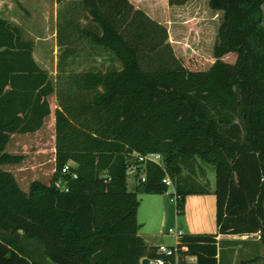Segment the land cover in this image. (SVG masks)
<instances>
[{"label":"trees","instance_id":"obj_1","mask_svg":"<svg viewBox=\"0 0 264 264\" xmlns=\"http://www.w3.org/2000/svg\"><path fill=\"white\" fill-rule=\"evenodd\" d=\"M55 1L63 7L55 85L34 60V43L0 16V264L160 258L138 235L137 209L139 195L168 192L165 176L180 196L177 213L187 196L216 199V233L183 235L181 258L218 264V236L256 235L264 250V0H208L222 19L214 61L198 71L175 58L167 30L128 0ZM75 39L109 52L119 68L67 72ZM52 95L55 171L48 185L33 181L24 192L2 168L22 157L6 148L11 136L42 128ZM133 153L160 154L164 169L148 163L145 181L129 183ZM201 164L214 169L213 191Z\"/></svg>","mask_w":264,"mask_h":264},{"label":"rangeland","instance_id":"obj_2","mask_svg":"<svg viewBox=\"0 0 264 264\" xmlns=\"http://www.w3.org/2000/svg\"><path fill=\"white\" fill-rule=\"evenodd\" d=\"M46 1V0H45ZM50 1V0H49ZM51 2V1H50ZM133 11H141L152 21L167 30L168 38L165 43L170 45L173 55L179 59L188 70L198 71L207 69L214 61L213 45L217 39L218 28L222 13L213 12L208 7V0H128ZM61 7L58 11H61ZM53 3L48 4L46 16L43 13H26L16 8L14 16L17 26L22 31L25 40L34 43L33 58L37 65L47 72L53 85L56 84L57 67L61 51L56 45V22ZM264 14V4L262 6ZM27 15L22 18L23 14ZM57 16V15H56ZM83 23V22H82ZM264 25V18H263ZM74 55L66 61L67 72H81L88 70L118 69L119 64L109 52L88 46L86 42L75 39L72 46ZM234 55V54H233ZM233 63V58H223ZM50 115L45 119L42 128L33 134L13 135L7 145L6 152L22 157L18 165H7L2 168L10 172L19 187L28 191L33 181L48 185L55 171L54 167V111L56 98H48ZM238 122V121H236ZM205 173L209 189H214V169L201 164ZM131 181H129L130 183ZM198 182L205 185L198 178ZM163 195V196H162ZM162 195L141 194L137 209L138 233L147 241H155L161 234H167L169 229H179L186 232L185 216L177 213L175 205L170 201V191ZM169 205L168 220L162 221L163 208ZM206 230H214L213 213L204 216ZM245 240L251 248V236ZM31 248H34L31 246ZM260 259H264V250L260 244L256 247ZM29 258V257H27ZM240 259H243L240 257Z\"/></svg>","mask_w":264,"mask_h":264},{"label":"crops","instance_id":"obj_3","mask_svg":"<svg viewBox=\"0 0 264 264\" xmlns=\"http://www.w3.org/2000/svg\"><path fill=\"white\" fill-rule=\"evenodd\" d=\"M57 13L58 5L55 0H50ZM49 0H0V16L8 22L19 25L14 16L16 8H20L26 13H43V17L48 12ZM23 14L22 18H26L27 15ZM57 15V14H56ZM55 15V22H56ZM45 18V17H44ZM19 27V26H18ZM57 108V106H56ZM54 119V118H53ZM45 121V120H44ZM54 124V123H53ZM38 132V131H37ZM36 133V132H35ZM33 134V133H32ZM12 137V136H11ZM24 191V190H23ZM213 191V189H212ZM27 192V191H24ZM163 196V195H162ZM171 201V200H170ZM170 210L169 205L163 208L161 214L162 221L168 220ZM216 211V199L212 194L209 195H191L185 198V205L183 214L185 216L186 226L184 227L186 232H182L184 235H208L216 233V225L214 230H206L204 226V216L208 213H213L215 221ZM138 222V221H137ZM140 236V234L138 233ZM141 237V236H140ZM143 238V237H141ZM247 236H218V264H263L260 259L261 255H258L255 248L258 243V237L256 235L251 236V248L248 247V242L245 240ZM154 241H147L143 238L145 244L148 247H157L159 245L174 246L176 239L167 234H161ZM245 242V243H244ZM222 254V255H221ZM242 257L243 259H240Z\"/></svg>","mask_w":264,"mask_h":264},{"label":"built area","instance_id":"obj_4","mask_svg":"<svg viewBox=\"0 0 264 264\" xmlns=\"http://www.w3.org/2000/svg\"><path fill=\"white\" fill-rule=\"evenodd\" d=\"M133 162L128 165L126 169V176L128 181H145L144 176V166L148 163L154 164L158 167H163V158L160 154L156 153H149L146 155H141L137 153H133ZM70 164H67L63 169L62 173L68 171ZM140 174V175H139ZM75 178V176H73ZM162 183L167 187L168 191H170V200L175 205L176 201L180 199V196L176 193L173 183L170 179L165 176L162 180ZM55 187L61 191H67V187L65 184H60L57 182ZM167 235L172 236L176 239V244L174 246H166V245H159L156 247V254L160 256V258L149 259V264H178L184 262L186 264H196L197 258L194 256H187L181 258L178 254L177 247L180 244V239L183 237V233L179 229H169ZM172 259V262L168 260ZM167 260V261H166Z\"/></svg>","mask_w":264,"mask_h":264},{"label":"water","instance_id":"obj_5","mask_svg":"<svg viewBox=\"0 0 264 264\" xmlns=\"http://www.w3.org/2000/svg\"><path fill=\"white\" fill-rule=\"evenodd\" d=\"M141 264H149V259L147 258L142 259Z\"/></svg>","mask_w":264,"mask_h":264}]
</instances>
